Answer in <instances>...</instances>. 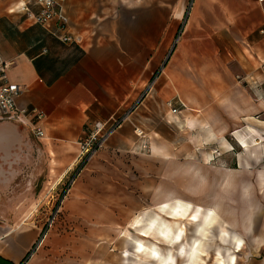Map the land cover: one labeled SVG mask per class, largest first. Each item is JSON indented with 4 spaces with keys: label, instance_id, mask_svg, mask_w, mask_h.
Segmentation results:
<instances>
[{
    "label": "crops",
    "instance_id": "1",
    "mask_svg": "<svg viewBox=\"0 0 264 264\" xmlns=\"http://www.w3.org/2000/svg\"><path fill=\"white\" fill-rule=\"evenodd\" d=\"M26 1L0 0V59L9 65L8 81L22 90L19 108L35 109L43 115L37 124L45 136L40 140L51 155L50 181L61 183L75 171L77 143L95 124L106 125L127 116L83 165L70 198L81 199L83 214L86 209L88 214H101V209L110 208L111 200L122 215L138 214L124 237L133 245L130 254L135 264H155L147 255L144 259L138 256L136 240L162 251L168 250V244L158 237L137 233V228L144 229L154 216L141 211L159 207L155 216L174 225V231L182 225L180 219L161 212L160 206L175 201L193 206L184 200L183 183L186 169L196 172L204 165L199 160L202 154L194 150L199 139L228 146L217 135H242L239 130L245 129L251 138L244 134L239 141L246 152L251 140L264 141V134L253 129H259L264 117V36L259 34L264 29L262 6L257 0H65L61 7L68 23L64 31H59L55 22L39 25L17 12ZM178 28L179 38L192 43L189 54H215L216 40L227 41L224 50L229 58L228 85L214 80L215 90L210 95L214 107L199 106L196 93L191 100L182 93L192 104L193 114L189 116L193 126L185 111L178 109L173 115L168 110L157 116L151 104L150 92ZM65 35L72 41L62 42ZM195 40H205L209 49L196 50ZM154 93V100H165L162 88ZM179 103L186 108L183 101ZM207 118L228 119V124L219 131L215 126H200V120ZM136 126L143 130L145 139L136 137ZM26 135L20 125L0 122V142L6 151L15 148L24 152ZM10 143L14 147L10 148ZM196 179L199 181L200 176ZM258 182V189L264 192V176ZM90 199L107 202L102 205L97 201L93 206ZM205 209L219 216L214 206ZM249 225L241 229L245 238L242 237L244 245L238 250L237 260L246 256L245 250L250 247L256 258L248 264H264V222L259 228ZM22 226L17 227V234L8 235L4 248L0 246V257L11 264L22 260L36 235ZM258 230L261 235L256 234ZM181 247H185V241L173 247L177 263L186 256ZM165 257L161 255L159 261ZM128 259L126 252L125 260ZM29 264H38L37 259Z\"/></svg>",
    "mask_w": 264,
    "mask_h": 264
},
{
    "label": "rangeland",
    "instance_id": "2",
    "mask_svg": "<svg viewBox=\"0 0 264 264\" xmlns=\"http://www.w3.org/2000/svg\"><path fill=\"white\" fill-rule=\"evenodd\" d=\"M179 29L176 38L170 43V51H173L168 59V56L164 59L158 73L159 79L150 92L151 104L157 116L161 113L165 115L171 109L185 111L193 126L189 116L193 114L192 104L184 99L182 93L189 100L196 93L200 99L199 106L214 107V103L210 102V95L215 90L214 80L228 85L229 58L224 50L227 41L216 40L215 54H189L187 50L191 48V42L187 43L185 38H179ZM196 41V50L204 47L209 49L210 45H205V40L194 42ZM155 80L154 75L153 82ZM158 87L166 93L163 102L157 98L154 100V90ZM179 100L184 102L186 108L177 105ZM170 116L169 113L168 117ZM200 122V126H215L219 131L226 127L228 119L207 118ZM20 128L27 134V149L24 152L12 148L13 143L9 144L12 149L6 151L5 144L0 142V246L4 248L8 235L17 234V227L24 224L23 228H29L36 234L30 241V249L22 258L27 257L24 264L35 259L38 264H135L130 254L134 251L133 245L125 237L129 224L138 214L132 217L122 215L114 200L110 201V208L101 209V214H88V209L84 214L81 213V199L70 196L78 185V175L84 163H77L75 171L61 183L51 182L53 168L50 166V152L41 140L34 138L28 127L20 125ZM253 129L258 134H264V117L259 129ZM239 132L242 135H217L218 139L224 138L228 146L224 142L219 146L216 142L208 144L199 139L194 147V150L202 154L203 157L199 160L204 165L196 172L194 170L195 173L189 172L188 168L184 174V200L193 206L184 202L185 213L179 222L184 229L182 243L185 241V247L181 249L186 256L185 259L181 258L182 262L174 261L173 264L189 263L188 257L194 240H198L200 246L195 263L192 264H227L229 255L235 257V264H248L249 260L256 258L252 257L254 253L247 247V255L240 256L238 261L237 254L242 249L238 252L234 246L237 238H245L242 230L250 226L249 223L259 228L264 222V192L263 189H258V181H262L264 176V141L251 140L249 150L242 151L239 140L249 133L245 129H240ZM254 144L256 145L252 146ZM207 154L211 156L208 157ZM191 173L198 178L200 176V180ZM90 201L95 203L93 206L97 201L102 205L107 202L106 199ZM208 206H214L220 217L217 215L206 230L197 233V225ZM158 208L154 211H150L153 208H148L141 212L147 211L155 215L159 212ZM105 211L108 213H103ZM194 215L196 223L189 220ZM221 220L228 225V229ZM257 233L261 235L259 230ZM189 241L191 243L188 246L186 242ZM173 251L176 249L172 248V253ZM126 252H129L127 261ZM177 252L181 255V251Z\"/></svg>",
    "mask_w": 264,
    "mask_h": 264
},
{
    "label": "built area",
    "instance_id": "3",
    "mask_svg": "<svg viewBox=\"0 0 264 264\" xmlns=\"http://www.w3.org/2000/svg\"><path fill=\"white\" fill-rule=\"evenodd\" d=\"M65 0H27L22 3L17 12L24 14L29 20H32L39 25H47L52 22L57 24L59 31L66 29L68 19L64 13L61 3ZM257 3L262 6V14H264V0H257ZM35 8L36 10H33ZM259 34L264 36V29L259 31ZM62 42H71L70 36H63ZM9 65L0 59V122H11L23 127H28L34 138L42 140L45 136L37 124L42 121L43 115L35 109L25 110L20 109L17 105L18 98L21 93L19 86L11 84L8 81L7 70ZM179 103V107H183ZM178 109H171V113L177 114ZM127 116H123L110 124H95L92 129L83 136L77 143L78 146V163H86L87 160L104 146V143L114 134V132L122 125ZM136 137L145 139L143 130L134 127ZM144 149L147 146L143 143ZM24 264V263H23Z\"/></svg>",
    "mask_w": 264,
    "mask_h": 264
},
{
    "label": "bare ground",
    "instance_id": "4",
    "mask_svg": "<svg viewBox=\"0 0 264 264\" xmlns=\"http://www.w3.org/2000/svg\"><path fill=\"white\" fill-rule=\"evenodd\" d=\"M184 202L182 201H175L169 204H164L161 206L160 210L161 212L166 213L170 218L173 219H180L184 217L185 213V206ZM217 217V214L211 210L207 209L206 212L202 215V220L200 221V224L197 225L196 232H203V230H206L207 227L212 223V221ZM192 222H197L196 216L194 215L191 219H189ZM148 224L144 229L137 228V233L141 236L145 235H151L153 237H158L162 239L163 242L168 244L167 247L169 249L164 253L162 249L155 245H148L145 243V241L141 239L136 240V253H138L139 257H142L144 259L147 255V257H150L155 264H173L175 261L174 255L172 253V248L177 244H182V237H183V228L179 226L175 231L173 230L174 225L169 224L168 222L164 221L162 218L158 216H152L148 220ZM129 236V235H128ZM200 246V242L198 240H194L191 244V250L188 257L189 263L192 264L195 263V259L197 258V252L198 248ZM237 250H240L242 247V239L237 238L236 244L234 246ZM165 254V259L161 262L159 259L161 258V255ZM141 264V263H138ZM227 264H235V257L233 255H229L227 259Z\"/></svg>",
    "mask_w": 264,
    "mask_h": 264
},
{
    "label": "trees",
    "instance_id": "5",
    "mask_svg": "<svg viewBox=\"0 0 264 264\" xmlns=\"http://www.w3.org/2000/svg\"><path fill=\"white\" fill-rule=\"evenodd\" d=\"M26 258H27V257H25V258L20 262V264H23V263L26 261ZM0 264H11V263L8 262V261H6V260H4V259H2V258L0 257Z\"/></svg>",
    "mask_w": 264,
    "mask_h": 264
},
{
    "label": "water",
    "instance_id": "6",
    "mask_svg": "<svg viewBox=\"0 0 264 264\" xmlns=\"http://www.w3.org/2000/svg\"><path fill=\"white\" fill-rule=\"evenodd\" d=\"M172 51H173V50H171V51L169 52V55H168L167 59H168V58H169V56L171 55Z\"/></svg>",
    "mask_w": 264,
    "mask_h": 264
}]
</instances>
